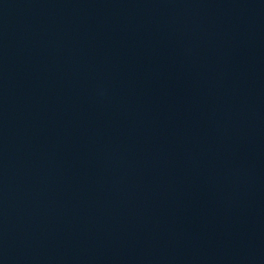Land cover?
<instances>
[{"label": "water", "instance_id": "obj_1", "mask_svg": "<svg viewBox=\"0 0 264 264\" xmlns=\"http://www.w3.org/2000/svg\"><path fill=\"white\" fill-rule=\"evenodd\" d=\"M0 264H264V0H0Z\"/></svg>", "mask_w": 264, "mask_h": 264}]
</instances>
